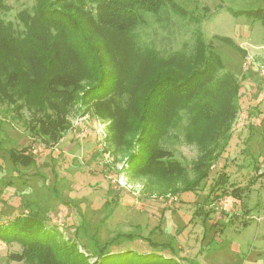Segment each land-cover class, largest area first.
<instances>
[{"label":"trees","instance_id":"trees-1","mask_svg":"<svg viewBox=\"0 0 264 264\" xmlns=\"http://www.w3.org/2000/svg\"><path fill=\"white\" fill-rule=\"evenodd\" d=\"M9 10L0 0V109L17 113L31 136L58 143L71 114L84 105L110 120L107 140L114 154L138 144L128 158L135 174L164 184L178 181L175 191H195L209 179L233 136L240 80L200 35L192 46L166 54L144 47L136 32L148 13L161 21L165 12L187 16V9L175 0H35L18 12V25L4 18ZM233 14L257 17L264 26L262 8ZM176 126L200 151L190 168L162 146ZM10 157L25 164L33 159L14 149ZM198 169L196 179L188 180L189 170ZM228 180L220 173L212 190L227 192ZM243 190L232 192L239 196ZM119 236L98 246L100 264H184L170 243L147 240L150 251L140 253L120 250ZM0 240L21 245L8 260L23 264L87 262L78 244L35 210L0 219Z\"/></svg>","mask_w":264,"mask_h":264},{"label":"rangeland","instance_id":"rangeland-1","mask_svg":"<svg viewBox=\"0 0 264 264\" xmlns=\"http://www.w3.org/2000/svg\"><path fill=\"white\" fill-rule=\"evenodd\" d=\"M6 2L10 10L4 18L18 25V12L35 0ZM175 2L188 15L170 11L157 21L148 13L147 23L136 30L143 46L168 54L192 46L200 35L241 83L233 136L209 179L195 191H175L178 181L164 184L135 174L128 158L138 144L114 154L107 140L110 120L84 105L71 114L63 138L51 144L31 136L17 113L0 109V217L40 212L64 239L78 244L85 264H100L98 246L119 235L120 250L147 253L148 241L170 243L184 264H264V26L257 17L233 14L264 9V0ZM162 146L189 168L200 156L179 126ZM12 149L28 151L32 162L14 163ZM199 171L189 170L188 180ZM220 173L228 175L227 192L211 188ZM238 186L244 188L239 196L232 192ZM21 249L0 240V264H23L8 260Z\"/></svg>","mask_w":264,"mask_h":264}]
</instances>
